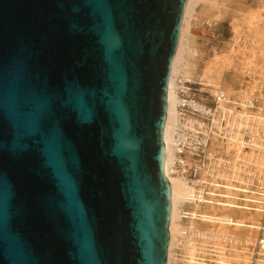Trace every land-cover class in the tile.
<instances>
[{
	"label": "water",
	"instance_id": "obj_1",
	"mask_svg": "<svg viewBox=\"0 0 264 264\" xmlns=\"http://www.w3.org/2000/svg\"><path fill=\"white\" fill-rule=\"evenodd\" d=\"M187 2L0 0V264H168Z\"/></svg>",
	"mask_w": 264,
	"mask_h": 264
},
{
	"label": "bare ground",
	"instance_id": "obj_2",
	"mask_svg": "<svg viewBox=\"0 0 264 264\" xmlns=\"http://www.w3.org/2000/svg\"><path fill=\"white\" fill-rule=\"evenodd\" d=\"M194 2L195 0H188L187 2L181 29L180 42L173 60L168 94V116L164 136L167 154L166 174L172 184V216L170 225L171 241L169 246L168 264H172L173 262V250L176 243L178 241L183 243V232L185 229H190L192 231L184 244L186 250L184 256L188 254L186 256L188 258L184 257V261H187H185V264L209 263L206 261L205 257H198L199 254L197 255V251L199 250L198 245L200 244H197L198 242L196 241L194 235L195 232H193V227L198 222L197 220L211 221L214 224L219 225L221 228L217 230V233L221 232L225 235L221 237L223 242H226L229 238L235 236L229 231V228L231 227L243 228L252 231L264 230V214L260 213V211L263 212V210L258 204L251 205L250 203H239L235 200V198L239 197V194L232 189L220 192L227 198H219L216 196L206 197L201 193V191H199L200 194H197V188L195 185L190 184L182 174L175 173L176 170L174 169V163L177 157L175 130L178 125L179 90H183L185 87V80H194V75L197 74L198 79L203 84L209 86L214 92L218 88H221L228 94V96L233 94L243 98H253L252 96L256 91L255 85H251L249 82L247 84L244 83L237 85L236 83H233V80H231L232 78L229 76L225 77V73L229 70H235L240 74L246 72L254 75L255 80H257L259 75L262 74L261 68L257 66L259 63L257 62L259 49L257 45L258 40L257 38H254L255 35L249 40L250 44L245 47H241L234 42L230 50L223 51L222 54L213 53L210 58L204 59L202 71L198 72V66L195 62L198 55L196 54L194 48H192V46H190L187 42V32L190 25L189 16L193 9ZM255 82L256 81H254V83ZM218 146L223 148L224 152L228 153L233 159V162L237 165L240 161H243L250 163L253 168H264V142L259 144L257 148L252 147V149L247 151L245 146L241 144L228 142L224 145L220 141H214L212 143L211 150L215 151ZM227 185L228 188H232L231 184L227 183ZM263 192V190L259 189L252 190V194H246L245 196L250 200H259V196L257 194ZM195 197L196 200H194ZM188 202H192V209L185 212L183 206ZM183 217L189 218L190 227L183 224ZM221 229L224 232H222ZM230 248L234 249L233 245L231 247L222 245V247L214 248L213 252L215 253V257H212V260L215 261V263L213 264H229L230 261L227 259V256L229 255L228 250L232 251ZM235 251L232 253H235ZM249 251L250 249L246 250L245 253H249ZM240 257V255L235 254L234 259ZM250 259L251 257L249 260ZM230 264L242 263L234 261V263L231 262Z\"/></svg>",
	"mask_w": 264,
	"mask_h": 264
},
{
	"label": "built area",
	"instance_id": "obj_3",
	"mask_svg": "<svg viewBox=\"0 0 264 264\" xmlns=\"http://www.w3.org/2000/svg\"><path fill=\"white\" fill-rule=\"evenodd\" d=\"M184 86L183 90H179L175 173L182 174L190 184L200 188L201 193L208 197L227 198L220 192L227 189V183L231 184V189L240 193L235 198L236 201L242 204H258L264 212V192L256 193L259 200H250L245 196L252 193L253 189L264 191V168H253L250 163L243 161L237 165L228 153L211 150L214 141H220L224 145L228 142L241 144L247 150L257 148L263 143L264 101L228 96L221 88L214 92L199 79L185 80ZM218 148L222 149L220 146ZM201 237L217 239L204 233ZM218 240L222 241L220 238ZM211 241L210 239L209 242ZM227 242L232 243L233 238H229ZM212 247L209 248L210 254L214 255L211 253L214 249ZM263 252L264 240L260 238L248 253L251 257L249 264H258L259 256Z\"/></svg>",
	"mask_w": 264,
	"mask_h": 264
},
{
	"label": "rangeland",
	"instance_id": "obj_4",
	"mask_svg": "<svg viewBox=\"0 0 264 264\" xmlns=\"http://www.w3.org/2000/svg\"><path fill=\"white\" fill-rule=\"evenodd\" d=\"M189 24L187 42L190 46H192V48H194L196 54L198 55L195 59V62L198 66V72L202 71L204 59L210 58L213 53L222 54L223 51L230 50L234 42H236V44L240 45L241 47H245L250 44L249 40L255 35L254 38H257L258 40L257 45L259 49V56L257 59V62L259 63L257 66L261 68L262 74L259 75L257 80H255L254 75H251L250 73L245 72L240 74L235 70H229L227 73H225V77L229 76L232 78L231 80H233V83H236L237 85L244 83L247 84L248 82L251 85H255L256 93L254 92L252 97H256L257 99L259 98L260 100L264 101V0H195L193 9L189 16ZM254 81L256 82L254 83ZM216 150L224 151L223 148H217ZM252 173L254 174L255 171ZM196 188L197 194H200V188L198 189L197 186ZM227 189L231 188L227 187ZM238 194L237 195L240 196V193ZM191 206L192 202L185 203L183 206L184 211H190L192 209ZM260 213L264 214V212L261 211ZM197 221L198 222L193 227V232H195L194 235L196 241L198 242L197 244H200L198 245L199 250L197 251V255L199 253H203V255H198V257H205L206 261L209 262L208 264L215 263V261L212 260V257L214 258L215 255L210 254L209 248L212 246H214L212 248H218L222 247V245L227 247H231L233 245L234 247V249L230 248L232 251H230L229 255L227 256V259L230 261V263L237 261L242 264H249L250 257L248 253H245V251L253 249L256 245L257 239L264 237V230L252 231L243 228L231 227L229 228V231L235 236L231 237L233 238L232 243H226L218 240V238L225 236L221 232L217 233V230L221 228L219 225H216L211 221ZM183 224L190 227L189 218L183 217ZM191 232V230H185L183 232V243L181 241L176 243L173 250L174 258L172 264H185L187 262L186 260V262L184 261V257L188 255L187 254L184 256L186 252L184 244L189 238ZM222 232L224 231L222 230ZM202 233L208 236H214L217 239L214 240L215 238H209V240H212L209 242L208 239H203L201 237ZM211 243L213 245L210 246L209 244ZM234 251L235 253H232ZM211 253L215 254L214 252ZM235 254H238L241 257L234 259ZM257 262L258 264H264V253L263 255L259 256Z\"/></svg>",
	"mask_w": 264,
	"mask_h": 264
},
{
	"label": "crops",
	"instance_id": "obj_5",
	"mask_svg": "<svg viewBox=\"0 0 264 264\" xmlns=\"http://www.w3.org/2000/svg\"><path fill=\"white\" fill-rule=\"evenodd\" d=\"M195 73H196V72H195ZM194 78H195V79H196V78H198V75H197V74H195V75H194Z\"/></svg>",
	"mask_w": 264,
	"mask_h": 264
}]
</instances>
